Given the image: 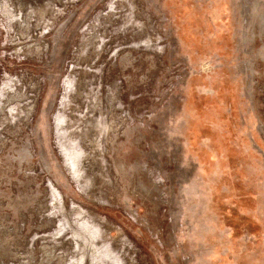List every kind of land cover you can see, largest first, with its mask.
Segmentation results:
<instances>
[{
  "label": "rangeland",
  "instance_id": "374dc122",
  "mask_svg": "<svg viewBox=\"0 0 264 264\" xmlns=\"http://www.w3.org/2000/svg\"><path fill=\"white\" fill-rule=\"evenodd\" d=\"M0 264H264V0H0Z\"/></svg>",
  "mask_w": 264,
  "mask_h": 264
}]
</instances>
